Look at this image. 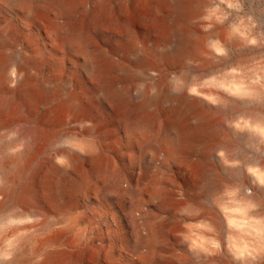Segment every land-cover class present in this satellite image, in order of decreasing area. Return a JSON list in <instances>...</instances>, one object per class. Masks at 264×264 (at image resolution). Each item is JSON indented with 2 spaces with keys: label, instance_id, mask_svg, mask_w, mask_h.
<instances>
[{
  "label": "bare ground",
  "instance_id": "1",
  "mask_svg": "<svg viewBox=\"0 0 264 264\" xmlns=\"http://www.w3.org/2000/svg\"><path fill=\"white\" fill-rule=\"evenodd\" d=\"M214 2L0 0V264H264L263 229L233 252L175 228L231 192L264 224V147L235 121L264 107L223 72L248 37Z\"/></svg>",
  "mask_w": 264,
  "mask_h": 264
},
{
  "label": "rangeland",
  "instance_id": "2",
  "mask_svg": "<svg viewBox=\"0 0 264 264\" xmlns=\"http://www.w3.org/2000/svg\"><path fill=\"white\" fill-rule=\"evenodd\" d=\"M214 1L215 6L219 7L222 12V18L226 27L240 36L248 37V48L242 52L244 63L239 67L229 65L223 72L226 74L228 81H234L242 87L249 86L257 89L255 94H247L245 97L255 104L261 103L264 107V0ZM192 73L195 74L196 72L192 71ZM202 83L206 87H214L225 93H230L227 87L216 85L209 80H205ZM242 116L238 115L235 121H239L238 123H242L243 125H237L236 127L245 134L243 138L244 145L248 148V141H250L255 148L253 151L262 152L264 147V128L251 125L244 121ZM247 154L251 155L249 152ZM238 161L237 159L236 163ZM234 196L235 194L231 192L228 195L227 201L222 205L217 203L214 197L206 200L204 205L207 209V217L204 219L194 220L193 217L195 216L193 212L191 213L182 206H179V208L175 209V218L177 219V226L175 228L190 230L192 232L216 230L220 233L221 237L213 246H217V242H219L225 248H229L228 250L232 251L234 246L237 245L236 247H238L241 244L243 246L244 242L247 245H244V248L250 249L253 247L250 250L261 246L262 240L258 236L259 232L256 231H260V229L264 230L262 214L255 212V207L252 204H247L240 198L235 199ZM198 213H200V210L195 214L197 215ZM214 213L218 218L216 219L218 223V225L216 224L217 228L211 224ZM240 217H244L241 223L238 222V218ZM232 251L229 253H232Z\"/></svg>",
  "mask_w": 264,
  "mask_h": 264
}]
</instances>
